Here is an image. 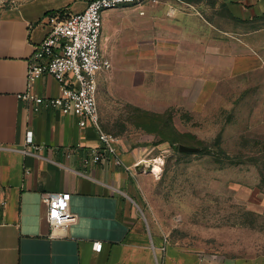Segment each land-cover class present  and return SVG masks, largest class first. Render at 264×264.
Segmentation results:
<instances>
[{
	"label": "crops",
	"instance_id": "obj_1",
	"mask_svg": "<svg viewBox=\"0 0 264 264\" xmlns=\"http://www.w3.org/2000/svg\"><path fill=\"white\" fill-rule=\"evenodd\" d=\"M4 1L0 264H264L262 254L175 240L137 209L138 176L147 162L141 150L118 142L109 152L93 126L83 128L77 117L57 108L34 111L19 97L29 88L45 97L61 95V83L47 73L29 83V62L49 32L48 16L81 12L89 0ZM200 1L161 0L105 11L102 50L112 68L99 75V91L105 85L146 108L168 100L151 94L158 91L146 85L153 76H165L164 91L178 92L183 106L218 100L225 90L264 92V0H218L228 18L214 19L203 14ZM95 150L103 160L85 166L84 158ZM67 191L77 220L65 236L52 237L43 194ZM96 241L103 243L101 251L94 250Z\"/></svg>",
	"mask_w": 264,
	"mask_h": 264
},
{
	"label": "rangeland",
	"instance_id": "obj_2",
	"mask_svg": "<svg viewBox=\"0 0 264 264\" xmlns=\"http://www.w3.org/2000/svg\"><path fill=\"white\" fill-rule=\"evenodd\" d=\"M198 3L208 19L228 18L220 1ZM157 80L146 85L168 100L156 107L136 106L105 85L98 97L104 132L145 154L137 209L175 240L264 255V92L225 90L183 106L178 92L164 91L166 77Z\"/></svg>",
	"mask_w": 264,
	"mask_h": 264
},
{
	"label": "built area",
	"instance_id": "obj_3",
	"mask_svg": "<svg viewBox=\"0 0 264 264\" xmlns=\"http://www.w3.org/2000/svg\"><path fill=\"white\" fill-rule=\"evenodd\" d=\"M160 1L89 0L81 12L70 13L64 18L49 15V32L35 46L29 62L28 79L32 83L47 73L61 83L62 93L58 97H45L29 88L19 97L34 111L47 106L57 108L63 114L74 115L81 127L93 126L106 149L115 152L119 139L104 132L100 123L99 75L112 68L111 59L102 50L103 15L107 10L125 5L140 7ZM4 3L15 4L16 0H5ZM26 142L33 143V137L27 136ZM103 158L104 155L95 150L83 161L88 166ZM43 201L47 206L45 219L51 227L50 235L65 236L67 228L77 220L71 211V193L45 192ZM102 247L100 241L93 243L95 251H101Z\"/></svg>",
	"mask_w": 264,
	"mask_h": 264
},
{
	"label": "water",
	"instance_id": "obj_4",
	"mask_svg": "<svg viewBox=\"0 0 264 264\" xmlns=\"http://www.w3.org/2000/svg\"><path fill=\"white\" fill-rule=\"evenodd\" d=\"M180 150L181 151H187V152L196 151V149L194 147H188V146H185V145H181L180 146Z\"/></svg>",
	"mask_w": 264,
	"mask_h": 264
},
{
	"label": "bare ground",
	"instance_id": "obj_5",
	"mask_svg": "<svg viewBox=\"0 0 264 264\" xmlns=\"http://www.w3.org/2000/svg\"><path fill=\"white\" fill-rule=\"evenodd\" d=\"M160 161H161V159L157 158L156 162H154V163H159Z\"/></svg>",
	"mask_w": 264,
	"mask_h": 264
}]
</instances>
